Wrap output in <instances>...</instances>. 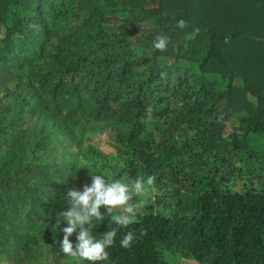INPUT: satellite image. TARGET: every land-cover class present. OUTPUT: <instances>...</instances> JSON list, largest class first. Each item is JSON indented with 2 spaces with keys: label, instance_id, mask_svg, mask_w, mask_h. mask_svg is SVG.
<instances>
[{
  "label": "trees",
  "instance_id": "obj_1",
  "mask_svg": "<svg viewBox=\"0 0 264 264\" xmlns=\"http://www.w3.org/2000/svg\"><path fill=\"white\" fill-rule=\"evenodd\" d=\"M88 173L155 177L108 264H264V0H0V264H77Z\"/></svg>",
  "mask_w": 264,
  "mask_h": 264
},
{
  "label": "clouds",
  "instance_id": "obj_2",
  "mask_svg": "<svg viewBox=\"0 0 264 264\" xmlns=\"http://www.w3.org/2000/svg\"><path fill=\"white\" fill-rule=\"evenodd\" d=\"M176 27L183 29L185 21L177 20ZM168 43V37L158 35L152 41L151 47L164 51ZM88 175L89 184L82 189L69 188L64 197L67 206L58 213V226L61 223L65 225L61 229L63 236L59 241V251L65 257L77 261V264H108V250L114 245L118 231L130 225L140 214L155 177L125 173L119 179H108L107 173ZM101 208L104 209L103 213ZM106 215L107 229L94 235V222L97 228L105 221ZM74 233L75 238L72 241L69 237ZM135 238L132 231L124 232L119 239V246L127 249Z\"/></svg>",
  "mask_w": 264,
  "mask_h": 264
},
{
  "label": "rangeland",
  "instance_id": "obj_3",
  "mask_svg": "<svg viewBox=\"0 0 264 264\" xmlns=\"http://www.w3.org/2000/svg\"><path fill=\"white\" fill-rule=\"evenodd\" d=\"M166 260L170 264H198L192 258H183L179 255H170L169 257H166Z\"/></svg>",
  "mask_w": 264,
  "mask_h": 264
}]
</instances>
